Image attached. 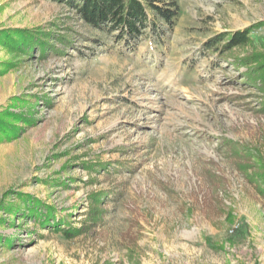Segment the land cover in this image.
Here are the masks:
<instances>
[{
  "label": "rangeland",
  "instance_id": "374dc122",
  "mask_svg": "<svg viewBox=\"0 0 264 264\" xmlns=\"http://www.w3.org/2000/svg\"><path fill=\"white\" fill-rule=\"evenodd\" d=\"M154 1L177 15L128 45L66 0H0V31L53 49L0 42L18 127L0 142V264H264V94L232 64L264 54V0ZM249 28L243 48H203Z\"/></svg>",
  "mask_w": 264,
  "mask_h": 264
},
{
  "label": "trees",
  "instance_id": "16d2710c",
  "mask_svg": "<svg viewBox=\"0 0 264 264\" xmlns=\"http://www.w3.org/2000/svg\"><path fill=\"white\" fill-rule=\"evenodd\" d=\"M62 1V0H56ZM75 9L77 16L85 24L99 28L107 33L117 32L114 38L117 41H124L129 45V41H135L141 35L144 29L148 26H155L156 20H163L170 23L177 15V12L170 8H161L155 4L154 0H66ZM252 28L234 33H220L207 41L203 48L206 51L214 52L215 54H224L235 48H243L250 44L249 33ZM42 32H32L29 30H8L0 31V42H3L8 48L25 52L26 45L35 41L40 47L41 53L52 51L47 37H44ZM45 38V39H44ZM64 37H60L63 40ZM32 46V45H31ZM30 46V47H31ZM234 67H244L245 82L258 88L264 94V54L253 53L243 57L234 58L232 61ZM264 109V103H262ZM12 113L4 112L0 114V142L10 141L16 138L18 127L9 121ZM21 114L16 115L13 119L25 123L28 121ZM31 122V121H29ZM248 156V154H247ZM98 165H93L97 167ZM264 169V166H263ZM264 177V172L260 174ZM107 193L92 192L88 195V201L93 207H97L103 203ZM24 203H27L29 213L39 217L42 203L40 201H30L29 196H20ZM46 220L52 218L53 208L45 207ZM75 232V231H74ZM78 232V231H76ZM69 234V232H65Z\"/></svg>",
  "mask_w": 264,
  "mask_h": 264
}]
</instances>
